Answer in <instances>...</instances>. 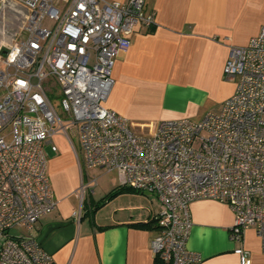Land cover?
I'll list each match as a JSON object with an SVG mask.
<instances>
[{"label":"built area","instance_id":"2783aa9c","mask_svg":"<svg viewBox=\"0 0 264 264\" xmlns=\"http://www.w3.org/2000/svg\"><path fill=\"white\" fill-rule=\"evenodd\" d=\"M10 1L26 14L20 36L0 41V264L53 263L33 230L56 205L44 145L59 132L81 168L115 171L122 186L155 199V258L201 263L186 243L189 205L206 198L232 211V240L252 227L264 253V27L230 50L223 76L236 87L219 110L198 121H159L152 134L137 135L105 101L114 61L133 29L154 24L145 0ZM51 87L59 88L65 119L48 95ZM92 186L80 183L81 200ZM234 253L239 264H251L244 247Z\"/></svg>","mask_w":264,"mask_h":264},{"label":"crops","instance_id":"0c3cea01","mask_svg":"<svg viewBox=\"0 0 264 264\" xmlns=\"http://www.w3.org/2000/svg\"><path fill=\"white\" fill-rule=\"evenodd\" d=\"M144 11L154 12V24L137 25L129 47L117 55L105 105L125 116L137 135L152 134L159 121H198L219 110L236 87L224 78V64L233 47L264 27V0H145ZM45 147L56 205L35 222L33 235L52 264H153L155 199L130 188L87 213L121 185L118 177L100 195L90 192L81 200L78 189L87 170L75 152L53 137ZM189 208L186 247L201 255L200 264H239V246L249 251L251 264H264L254 228L245 229L241 241L231 239L234 215L224 202L197 199Z\"/></svg>","mask_w":264,"mask_h":264},{"label":"rangeland","instance_id":"374dc122","mask_svg":"<svg viewBox=\"0 0 264 264\" xmlns=\"http://www.w3.org/2000/svg\"><path fill=\"white\" fill-rule=\"evenodd\" d=\"M13 5V6H12ZM26 14V10L19 6L17 3L12 2L10 0L6 1L3 7L0 9V41L3 39L7 40L9 38L19 37L21 34L20 25L23 22L24 16ZM49 21L45 20V25H49ZM4 30V31H2ZM57 87H51L48 91V95L57 111L62 119L67 117V114L63 112L62 107L60 105V100L62 95ZM72 143L77 152H79V145L77 141V137H72ZM54 142L59 146L60 144L64 146L67 150H69L73 154V149L66 137L63 133L59 132L53 136ZM46 149L44 145V150ZM87 173L86 178H84L86 182H90L93 185L92 196L96 197L111 187V179L117 178L118 175L115 171L107 172L105 170L99 168H91L86 169ZM95 180V182H93ZM14 231V230H12ZM15 232V231H14ZM16 233V232H15ZM22 234L27 235L26 232H22Z\"/></svg>","mask_w":264,"mask_h":264},{"label":"trees","instance_id":"16d2710c","mask_svg":"<svg viewBox=\"0 0 264 264\" xmlns=\"http://www.w3.org/2000/svg\"><path fill=\"white\" fill-rule=\"evenodd\" d=\"M125 190H131V189L129 187L122 186V185H120L119 187L113 188L106 196H104L100 200L94 202L93 205H92V209L87 210V213L94 212L96 209L100 208L106 200H108L111 197H114L118 193H120L122 191H125ZM83 203H84V201H83ZM153 264H167V263L162 262L158 258H154V263Z\"/></svg>","mask_w":264,"mask_h":264},{"label":"bare ground","instance_id":"6f19581e","mask_svg":"<svg viewBox=\"0 0 264 264\" xmlns=\"http://www.w3.org/2000/svg\"><path fill=\"white\" fill-rule=\"evenodd\" d=\"M13 6V5H12Z\"/></svg>","mask_w":264,"mask_h":264}]
</instances>
